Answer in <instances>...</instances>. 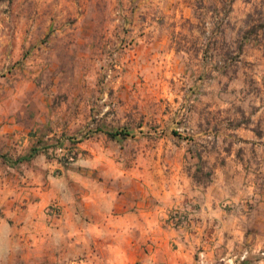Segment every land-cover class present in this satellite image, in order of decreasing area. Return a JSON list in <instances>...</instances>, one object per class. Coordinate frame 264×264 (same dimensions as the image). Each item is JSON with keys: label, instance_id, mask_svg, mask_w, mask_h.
I'll return each instance as SVG.
<instances>
[{"label": "rangeland", "instance_id": "rangeland-1", "mask_svg": "<svg viewBox=\"0 0 264 264\" xmlns=\"http://www.w3.org/2000/svg\"><path fill=\"white\" fill-rule=\"evenodd\" d=\"M68 114L62 148L45 161L107 188L77 192L82 219L69 225L52 200L29 231L0 238V264H264V0L0 2V116L30 127ZM241 124L259 137L253 188L215 224L193 227V201L170 208L128 191L142 171L211 178L229 162L222 152L247 148ZM118 129L130 135L107 134ZM181 212L189 216L175 224ZM123 213L157 216L158 232L94 225Z\"/></svg>", "mask_w": 264, "mask_h": 264}, {"label": "crops", "instance_id": "crops-1", "mask_svg": "<svg viewBox=\"0 0 264 264\" xmlns=\"http://www.w3.org/2000/svg\"><path fill=\"white\" fill-rule=\"evenodd\" d=\"M72 117L68 114L57 121L47 119L42 125L33 121L37 124L32 123L27 127L9 119L8 115L0 116V238L4 237L6 240L8 236L15 237L17 229L21 232L27 228L29 231L34 217H46L45 207L52 200H58L61 204L63 214L60 223L69 225L73 221H80L82 215L77 212V200L81 195L77 192H83L91 199L92 195L104 193L107 188L97 184V178H93L91 172H72L60 166L53 158H50L53 159L52 162H46V153L40 152L43 144L60 142L59 139L64 138L66 122L72 121ZM59 121L61 125L54 126V122L57 124ZM45 125L48 127H44ZM235 132L243 138L244 144L249 146L245 148L240 145L233 151L222 152L230 155L227 158L229 162L226 166L215 167L208 182L196 180L193 173L189 178L185 177L184 173L180 174L179 171L170 179H165L163 172L157 169L135 175L133 181L136 186L128 191L156 197L161 204L164 203L170 208L178 206L184 199L193 201L197 206L196 225L193 227L199 231L215 224L218 212L225 203H237L248 194L249 188H253L247 181L250 178L248 158L251 156V144L259 137L253 128L247 129L243 124ZM34 147L38 148V152L33 153ZM262 148L256 146L255 150L258 152ZM243 149L246 152L243 159L235 158V153ZM260 163H264L262 159ZM238 177H242L244 183L238 182ZM138 205L140 206V203ZM98 220L100 221H96L94 225L109 226L117 222L123 225L126 231L134 230L136 226L142 233L155 234L160 227L157 224V216L156 219L154 216L142 218L133 213L103 216ZM24 235L26 236V233ZM27 236L30 237V232ZM9 248L7 245L2 246L3 250Z\"/></svg>", "mask_w": 264, "mask_h": 264}, {"label": "trees", "instance_id": "trees-1", "mask_svg": "<svg viewBox=\"0 0 264 264\" xmlns=\"http://www.w3.org/2000/svg\"><path fill=\"white\" fill-rule=\"evenodd\" d=\"M3 1H11V0H0V2H3ZM107 134L111 138H118V137L126 138L128 135H130V133L125 131V129H118L116 131H107ZM56 148H62L60 142H58L57 145L52 144V146L42 145V149L40 150V152L50 154V152L55 150ZM34 152H38L37 147L33 148V153ZM75 154H76V152L73 150H69L67 153H65V155H64L65 164H68L70 160L74 159ZM209 175H210V172H207L206 177H202L201 179L197 178V180L206 183L211 179ZM188 216H189V213H183V212L179 213V215L174 218L176 220L175 224H178L179 222L180 223L184 222V219L187 218Z\"/></svg>", "mask_w": 264, "mask_h": 264}]
</instances>
